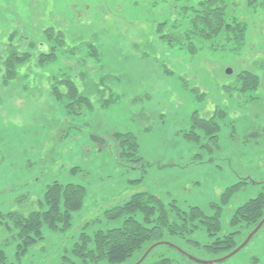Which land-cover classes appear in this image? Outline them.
Instances as JSON below:
<instances>
[{"label": "rangeland", "instance_id": "rangeland-1", "mask_svg": "<svg viewBox=\"0 0 264 264\" xmlns=\"http://www.w3.org/2000/svg\"><path fill=\"white\" fill-rule=\"evenodd\" d=\"M187 3L198 0H0V212L46 210L53 181L87 189L71 225L44 223L43 239L21 256L16 229L2 219L8 262L107 264L72 252L80 233L122 226L105 211L147 192L207 215L220 205L222 229L165 235L140 264H264V225L226 260L216 261L230 251L206 246L235 231L240 245L258 225L231 218L264 193V0H226L231 29L169 42L163 23L195 27ZM13 49L26 59L12 58ZM195 112L216 116V142L201 130L198 142L186 136ZM127 131L140 164L118 159L115 133ZM239 181L247 183L222 205V192Z\"/></svg>", "mask_w": 264, "mask_h": 264}, {"label": "trees", "instance_id": "trees-1", "mask_svg": "<svg viewBox=\"0 0 264 264\" xmlns=\"http://www.w3.org/2000/svg\"><path fill=\"white\" fill-rule=\"evenodd\" d=\"M186 5L189 9L193 8L194 12L190 22L192 21L195 27L182 32L176 30L180 28L179 24L170 26L163 23L169 29L162 35L167 41L183 43V40L187 38L186 36L190 34L196 35L198 33L199 35L202 34L201 37L203 38H209L217 35L223 29H231L232 24L229 22L226 0H198L196 7L188 3ZM244 27L245 24H238V28L241 30ZM234 28L236 29L237 26ZM13 50L15 52L12 58H17L18 62L26 59V57L20 58L19 52L16 49ZM43 57H48V54H42ZM6 63L8 66L12 65L8 61ZM15 72V69L10 71L13 75ZM248 76L253 79L256 78L252 74ZM55 90L60 93L57 87ZM82 99L89 104L86 96L82 95ZM219 129L220 125L216 121L215 115L203 117L195 112L192 114V130L186 136L198 142L201 138L198 130H201L211 142H216L219 137ZM115 142L119 161L134 159L137 164L143 161L142 156L138 153V141L132 132L115 133ZM246 183L247 181H239L226 187L220 196L222 205L227 206ZM86 192L87 189L82 184H63L53 181L48 185L44 194L45 202L48 205L46 210H35L28 215H23L17 211L8 212L4 215L0 212V221L4 219L9 230L16 229V236L14 237L18 240L19 252L17 255L21 256L31 244L43 239L42 227L44 223L54 227L58 222L64 223L67 227L71 225L72 214L83 206ZM62 204L64 209H62ZM171 204L173 208L165 204L155 194L136 192L124 204L113 206L105 211V216L108 219L114 220L123 217L122 226L106 230L98 229L93 234L86 231L81 232L72 252L84 261L125 264L136 254L138 259L142 257L153 242L163 239L165 235L186 236L200 227H205L211 236L221 231L220 210L222 207L220 205H216L218 209L216 214L207 215L199 206H191L189 210H182L175 203ZM172 212L176 216H173ZM263 218L264 193H260L235 209L231 223L233 225L244 224L250 228V226H256ZM237 232L228 233L224 237H217L215 241L206 246L215 250L232 251L239 245L234 240V235ZM195 243L199 245L198 242ZM153 252L154 248L148 255L153 254ZM162 261L168 263L170 259L164 257ZM0 264H12L7 261L6 253L2 249H0Z\"/></svg>", "mask_w": 264, "mask_h": 264}, {"label": "water", "instance_id": "water-1", "mask_svg": "<svg viewBox=\"0 0 264 264\" xmlns=\"http://www.w3.org/2000/svg\"><path fill=\"white\" fill-rule=\"evenodd\" d=\"M264 225V218L259 222V224L252 230V232H250V234L247 236V238L234 250H232L231 252H229L226 256L220 258L219 260L216 261H223L226 260L227 258L235 255L237 252H239L244 246H246L249 241L254 237V235L261 229V227ZM161 243H167V242H157L155 244H153L152 246H150L146 252L143 254V256L134 264H140L141 262H143L145 260V258L147 257V255L150 253V251L155 248L156 246L160 245ZM202 261V260H199ZM207 262V261H205Z\"/></svg>", "mask_w": 264, "mask_h": 264}]
</instances>
